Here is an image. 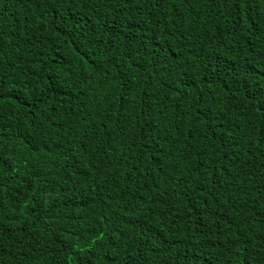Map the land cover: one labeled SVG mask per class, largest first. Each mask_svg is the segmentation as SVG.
<instances>
[{
  "label": "trees",
  "instance_id": "1",
  "mask_svg": "<svg viewBox=\"0 0 264 264\" xmlns=\"http://www.w3.org/2000/svg\"><path fill=\"white\" fill-rule=\"evenodd\" d=\"M261 149L264 0H0V264H264Z\"/></svg>",
  "mask_w": 264,
  "mask_h": 264
},
{
  "label": "snow or ice",
  "instance_id": "2",
  "mask_svg": "<svg viewBox=\"0 0 264 264\" xmlns=\"http://www.w3.org/2000/svg\"><path fill=\"white\" fill-rule=\"evenodd\" d=\"M168 87H173V85L171 83H169ZM131 101H128V100H125L123 99V96L121 97V104H120V107L121 109H123L125 107L126 104L130 103ZM179 106V105H178ZM151 107V106H149ZM146 124L149 126V127H152V123L151 121H147ZM232 147V145H229V149ZM248 151L250 153H252V155H255L256 154V149L252 146H249V149ZM262 152H264V149H261ZM237 159V156L236 155H229L227 156V160L229 163H235ZM242 163L244 164H250L251 163V160L249 159L248 161H242ZM225 167V170L227 171V165L224 166ZM228 174L231 175V172L228 171ZM260 199H264V187H262V190H261V195L260 197L257 198L256 201H254L253 203V215L254 216H259V217H262L264 218V205H260L259 204V200Z\"/></svg>",
  "mask_w": 264,
  "mask_h": 264
}]
</instances>
